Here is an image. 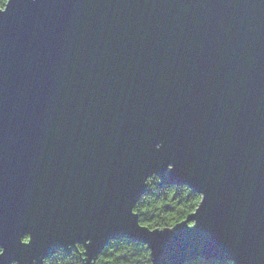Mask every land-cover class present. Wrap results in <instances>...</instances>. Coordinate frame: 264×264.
<instances>
[{"label":"water","instance_id":"95a60500","mask_svg":"<svg viewBox=\"0 0 264 264\" xmlns=\"http://www.w3.org/2000/svg\"><path fill=\"white\" fill-rule=\"evenodd\" d=\"M2 8L3 264L85 239L92 259L118 235L147 242L155 264H264V0ZM153 172L204 193L191 228L136 227L128 210Z\"/></svg>","mask_w":264,"mask_h":264},{"label":"clouds","instance_id":"9594fccd","mask_svg":"<svg viewBox=\"0 0 264 264\" xmlns=\"http://www.w3.org/2000/svg\"><path fill=\"white\" fill-rule=\"evenodd\" d=\"M36 0H31L35 3ZM161 145L157 143L155 148L159 150ZM168 170L173 168L169 163ZM142 184L147 191L141 192L128 210L131 216L136 217V227L147 230V233L173 230L176 226L186 222V227L195 224V220L188 221V217L197 213L204 200L203 192H193L188 184H162L161 177L153 172L146 175ZM178 202V206H177ZM169 205L161 211L163 205ZM187 216V220L181 219ZM179 221V222H177ZM32 239L31 233H24L19 238V243L28 246ZM91 241L85 239L83 243L73 241L67 245L68 253L65 254L64 247H59L50 255L41 256L39 264H155L152 256V249L147 242L133 240L127 235L109 237L107 243L100 248L92 259H88L87 245ZM5 248L0 246V257L4 256ZM126 257L121 260L120 257ZM0 264L3 261L0 260ZM8 264H20L16 259H12ZM31 264H37L33 258ZM227 264H236L235 260H228Z\"/></svg>","mask_w":264,"mask_h":264},{"label":"trees","instance_id":"16d2710c","mask_svg":"<svg viewBox=\"0 0 264 264\" xmlns=\"http://www.w3.org/2000/svg\"><path fill=\"white\" fill-rule=\"evenodd\" d=\"M5 2H6V0H0V7H3ZM166 185H169V184L162 183L161 185H158V187L159 186H166ZM145 191H147L146 188H145L144 192ZM193 192H195V191H193ZM168 206L169 205H167V204L163 205L162 208H161V211L166 209ZM177 206H178V202H177ZM185 217H186V215L181 217V219H184ZM177 222H179V221H177ZM67 253L68 252H65V254H67ZM119 259L124 260V259H126V257L122 256ZM180 264H227V260H219V259H216V258L196 257V258H193V259L185 260L184 262H182Z\"/></svg>","mask_w":264,"mask_h":264},{"label":"snow or ice","instance_id":"6c2138e0","mask_svg":"<svg viewBox=\"0 0 264 264\" xmlns=\"http://www.w3.org/2000/svg\"><path fill=\"white\" fill-rule=\"evenodd\" d=\"M5 11H6L5 8L0 7V13H4ZM191 226H193V225H190V227Z\"/></svg>","mask_w":264,"mask_h":264}]
</instances>
